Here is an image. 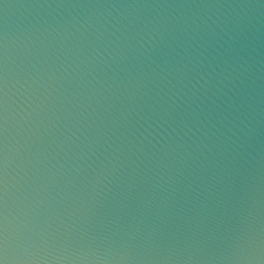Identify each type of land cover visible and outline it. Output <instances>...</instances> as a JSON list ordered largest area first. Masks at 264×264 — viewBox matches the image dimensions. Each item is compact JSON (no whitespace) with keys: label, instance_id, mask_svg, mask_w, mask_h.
<instances>
[{"label":"water","instance_id":"water-1","mask_svg":"<svg viewBox=\"0 0 264 264\" xmlns=\"http://www.w3.org/2000/svg\"><path fill=\"white\" fill-rule=\"evenodd\" d=\"M0 264H264V0H0Z\"/></svg>","mask_w":264,"mask_h":264}]
</instances>
